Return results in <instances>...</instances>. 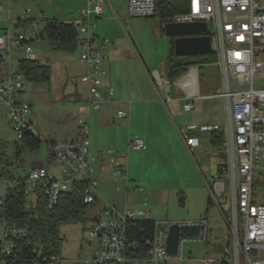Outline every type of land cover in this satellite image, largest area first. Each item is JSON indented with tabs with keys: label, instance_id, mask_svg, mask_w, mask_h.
<instances>
[{
	"label": "built area",
	"instance_id": "obj_1",
	"mask_svg": "<svg viewBox=\"0 0 264 264\" xmlns=\"http://www.w3.org/2000/svg\"><path fill=\"white\" fill-rule=\"evenodd\" d=\"M11 0H0V10L4 4L9 8ZM157 0H127V11L134 18L153 17ZM184 10L171 17V22H204L211 38V48L216 56L222 81V89L214 97L223 100L225 120L223 126L218 124L190 125L180 130V136L187 147H195L198 139L189 135L193 130L201 132L219 131L223 135L222 149L224 161L217 172L205 183L211 195L212 204L219 208L227 227V240L221 247L217 258L205 259L206 264L226 261L228 264H264V203L253 199V184L257 174L264 171V90L253 84L256 74L264 75V63L255 58L264 52V0H185ZM103 13L98 1L87 0L78 10L77 46L81 49L79 60L85 64V71L80 81L85 85L87 95L85 106L93 111H100L105 104L101 94L103 78L107 75L105 60L109 47L108 38L95 36V20ZM26 23L13 25L8 19V27L0 34V58L8 68L0 76V108L4 109V118L16 133V141L21 142L24 133L38 136L30 117V104L20 100L19 95L25 90V78L17 70L10 68L9 58L13 48L22 49L28 55L32 52L31 43L38 39L40 26L47 19L43 12L29 17V10H24ZM93 17V20H91ZM24 18V19H25ZM22 26L28 29L11 34V27ZM112 98L113 89H107ZM190 96H186L183 109L190 110ZM127 113L118 109L115 120L123 122ZM79 129L85 132L84 119L78 121ZM16 142V143H17ZM128 148L141 151L144 141L140 137L131 138ZM56 171L45 167H31L27 178L33 188H39L44 196L46 206H54L61 193L67 192L74 184H81L83 202L92 203L96 199V183L92 178L96 157L89 149L85 135L67 140L48 142L47 147ZM113 165V175L128 183L126 165L116 152L108 151ZM5 152L1 156L6 161ZM3 172V173H2ZM1 176L6 173L3 183L5 189L12 185L14 177L6 172L5 165L0 164ZM0 176V177H1ZM142 191L141 187L135 188ZM26 193L28 194L29 192ZM34 202L28 200L26 208ZM229 203V213L223 211L222 204ZM149 214L145 202L141 207L133 208L126 204L119 209L108 205L103 215L95 219L87 229L86 237L94 243L92 254L87 258L76 260L75 264H133L144 261L148 264H168L181 260L183 243L179 242L178 252L170 255L166 252V237L172 224L199 225L197 239L206 241L208 236L207 220L170 222L153 220L151 238L147 241L148 249L143 257H133L136 243L126 235L128 222L146 219ZM2 226V245L0 254L11 252V244L6 239L24 237L26 228L15 225ZM57 256L49 258L46 264H59ZM3 264V263H0Z\"/></svg>",
	"mask_w": 264,
	"mask_h": 264
},
{
	"label": "rangeland",
	"instance_id": "obj_2",
	"mask_svg": "<svg viewBox=\"0 0 264 264\" xmlns=\"http://www.w3.org/2000/svg\"><path fill=\"white\" fill-rule=\"evenodd\" d=\"M78 6V0H11L9 8L4 4L3 10H0V34L8 27V19H11L12 25L17 19H24V10H29V17L35 18L41 11L47 18L71 21L73 15L76 14V10L79 8ZM139 19L149 22L148 25H143L148 35V32L151 30L150 23L157 20V17ZM22 30L28 33V29L20 26L18 28L11 27V34L13 36L14 32ZM31 48L32 52L28 55L22 49L13 48L9 58L4 59V62L9 60L10 68L14 69L20 58L29 57L37 59L42 63H47L52 73H54L48 84L26 83L24 92L18 97L20 100L27 101L30 104V117L34 130L40 136L41 143L39 148L34 151L23 147L20 156L16 157L14 155V149L16 145L21 146V144L16 141L15 131L6 122L3 108H0V141L3 144L6 155V161H2L1 164L5 165L6 172L14 177L11 187L16 185L18 179H23L25 190L29 192L28 197L32 199L29 200L33 202L34 195L30 192L32 186L27 178L28 170L33 159L45 163L48 157V142L68 139L71 136L76 138L83 135L87 136V133L85 134V132L81 131L76 122L78 118L84 115L81 111L85 109L83 108L79 94L83 88L80 84L81 68L77 60L81 49L76 47L70 53L55 52L50 50L46 40L41 39L34 40L31 43ZM255 60L264 62V52L259 53ZM7 68L8 65L6 63L2 64L0 76ZM66 76L68 79L67 84H65ZM199 82L202 87L204 85L211 86L209 90L205 91L202 89L201 94H216L221 91L222 81L216 63L207 64L199 69ZM254 85L264 88V77L254 75ZM175 89L176 87L174 86L172 95L177 94ZM223 106L222 100L214 97L211 99L196 98L194 100V109L190 112H184L181 106L176 111L169 107L171 117L167 114L173 129L161 127L158 133V140L154 142V146L150 147L145 157L142 156L141 151L130 149L127 154L125 151L123 152L124 158L121 160L126 164L129 176L133 180L130 183L131 189L133 186H140L144 189V193H146V197L143 198L145 199L144 202L152 210V213L148 214L147 218L181 221L182 218L187 216L186 214L191 218L205 216L206 199L208 196L211 198V195L202 180L199 168L202 170L205 169L204 161L206 164L210 163L212 171L215 170L216 165H213L214 161H211L209 154L206 158L202 157L209 150V146L205 142L206 139H203L205 135H201L202 138H200V144L201 147L203 146V149L200 148L199 153H194V151L187 152L185 150L186 156L179 146L181 139L172 121L181 127L192 123L199 126L201 123L215 119L223 126L225 120V108ZM180 121L189 123H180ZM87 123L88 137H92L91 139L95 141L96 137H99V134L98 132L96 133L95 127L90 119H88ZM104 136L107 147L100 149L101 154L98 153L100 158L109 159L107 151L115 150L117 155L121 156L120 150L113 145L117 144L118 140H123V131L117 129V127H113L106 131ZM224 160V155L219 159L215 157V161L223 162ZM6 176L7 174L4 173L0 177V196L5 192L3 180ZM197 177H199L202 183L203 190L196 185ZM116 180L120 182V178ZM114 186L121 188V190L123 188L122 184H115ZM263 193L264 172L257 174L254 178V197L259 200ZM138 198L137 194L131 193L132 202ZM222 208L226 214L229 213L228 202L222 204ZM207 217L210 218L207 227L213 231L220 232L223 240L226 241V223L216 204H212L208 209ZM89 224V220H86L85 222L64 223L60 226L58 256L64 258L61 264H69L70 260H73L72 258L80 253L81 246L89 242V239L86 237ZM1 237L2 226H0V239ZM212 244L211 247H214ZM206 246V242L202 240H186L183 244V255L186 257L188 251H190L193 259L202 258L206 256ZM218 247V252H220L222 246L219 245ZM218 252H214L213 257L217 258ZM218 262L215 261L212 264H218ZM133 264L148 263L135 261Z\"/></svg>",
	"mask_w": 264,
	"mask_h": 264
},
{
	"label": "crops",
	"instance_id": "obj_3",
	"mask_svg": "<svg viewBox=\"0 0 264 264\" xmlns=\"http://www.w3.org/2000/svg\"><path fill=\"white\" fill-rule=\"evenodd\" d=\"M87 0H78L79 8L76 10V14L73 15L71 21L75 23L78 21V10L86 3ZM90 1H98L103 8V13L100 18L95 20L96 29L95 36L100 38H108L109 39V47L107 52V59L105 60V67L107 69V75L103 78V83L101 87V94L105 99L104 107L100 111H93L88 109L85 106V98L87 95V90L85 85L81 82V86L83 87L80 91V98L83 103L82 115L80 118L76 120L77 124L79 119H84L86 129L85 134L87 133V139L89 141V149L93 155H95V168L92 174V178L96 183V202L95 205L87 212V219L90 224L97 219L100 215H103L104 208L108 205L115 206L116 208L121 209L124 204L129 207L139 208L144 202L146 197V193H144V189L142 191H137L135 188L138 186H133L131 189V178L128 173V168L126 170L128 183L124 184L122 179L120 178V182L116 179L117 177L113 175V165L111 162V157L109 159H101L99 154L100 149L107 147L105 139L106 131L112 129L113 127H117L123 131V140H118V143L113 145L116 146L118 150H120L121 156L120 159H123V152L126 154L129 152L128 142L131 138L140 137L144 141V148L141 150L142 156L145 157L151 146H154V142L158 140V133L160 132L161 127L172 128L169 117L171 108L176 111V109L180 106L184 112H190L194 109V100L196 98H214L215 94H201V90H209L211 86L204 85L201 86L199 82V69L207 64H203L200 67L198 66H190L187 70L179 77L174 79L173 81H169L167 76V58L171 49V36L166 35L164 32V25L166 23L171 22L170 20H166L161 23L159 17L157 20L150 23L151 30L146 34V30L143 27L144 24H149V22L134 18L129 16L127 11V0H90ZM93 20V17H91ZM208 31V30H207ZM176 37L174 36V39ZM78 47V46H76ZM79 48V47H78ZM74 51V50H73ZM213 53V52H212ZM175 54V53H174ZM211 54V53H210ZM208 55V54H204ZM176 56V55H175ZM190 56H198V55H190ZM177 57H185V56H177ZM80 66V75H82L86 69L85 64L77 59ZM258 62V61H257ZM264 63V62H262ZM3 64V63H2ZM1 64V65H2ZM191 70L195 72V75H191L194 79L195 85L188 84L186 85V90L179 85V80L184 76L191 73ZM220 73V72H219ZM54 73L51 70V78ZM256 76L260 77L264 75L256 74ZM81 77V76H80ZM67 84V76L65 77ZM51 81V79H50ZM191 81V80H190ZM254 84V78H253ZM176 87V95H172L173 87ZM257 89L264 88L258 87L254 85ZM112 88L114 95L112 98H109L107 95V89ZM189 95L190 99L188 101L191 102L192 108L190 110L183 109V104L186 100V96ZM222 100L219 97H215ZM222 104H224L222 100ZM170 107V108H169ZM225 108V106H223ZM165 108V109H164ZM118 109H122L127 113V118L123 122H117L115 120V113ZM167 112H166V111ZM169 111V112H168ZM168 113V114H167ZM225 116V109H224ZM88 119L92 121V124L95 127L96 133L98 132L99 137H96V140L93 141L88 137ZM32 120V119H31ZM186 122V121H185ZM180 121V123H185ZM33 123V122H32ZM173 125L177 131L178 136L181 139V143L179 142V146L184 151V154L187 156L185 150L187 152L194 151V153H199L201 147L200 138L201 135L203 139H206L205 142L209 146L208 152L203 155V158L209 154L211 157V161H214L213 165H216L215 170L212 171V167L210 163L204 161L205 169L199 168L201 173V177L203 182L205 183V179H209L214 176L217 172L218 166L222 163L220 161H215V157L223 156L222 145H218L212 140L211 133L213 132H201L199 130H193L189 133L190 136L198 139V144L195 147H187L184 144L180 136V130L184 129L190 125H196L194 123L189 124L187 126H177L175 122ZM189 122H186L188 124ZM119 124V125H118ZM212 125L219 124L215 119L211 121H207L206 123H201L200 125ZM33 125V124H32ZM118 125V126H115ZM199 125V126H200ZM221 126V125H220ZM173 129V128H172ZM219 132V131H216ZM76 137L71 136L68 139H74ZM177 139V137L174 136ZM122 139V138H121ZM62 140H67L62 139ZM105 145V146H104ZM125 149V150H124ZM116 151V150H115ZM114 151V152H115ZM101 154V153H100ZM117 154V152H116ZM118 156V155H117ZM189 160V159H188ZM53 163L51 162L48 167L47 161L44 163L42 161H38L33 159V162L30 165L31 167H45L50 171H56V167L51 166ZM126 165V164H125ZM127 167V166H126ZM29 168V169H30ZM53 169V170H52ZM29 171V170H28ZM264 172V171H263ZM262 172V173H263ZM122 184L123 188L116 187L114 185ZM206 184V183H205ZM197 187L202 188V183L197 177ZM207 186V185H206ZM140 187V186H139ZM208 188V187H207ZM209 190V189H208ZM31 194L34 195L33 202L37 199V191L36 188L31 189ZM131 193L137 194L138 199H135L133 202L131 201ZM29 194V193H28ZM27 194V197H28ZM148 194V193H147ZM264 193L261 198L257 200L254 197V184H253V199L257 203H263ZM32 200L28 197V200ZM184 205V204H183ZM207 206V199H206ZM149 214L152 213V210L148 208ZM187 216L182 218L181 221H170V222H183V221H197L200 218H191ZM151 219V218H150ZM155 220V219H153ZM159 220V219H158ZM180 220V219H177ZM207 224L210 218L207 217ZM169 221V220H167ZM89 224V226H90ZM208 229V238L206 241V256L202 258L193 259L191 256V252L188 251V255L184 257L183 255V246L181 251V260L179 261H171L168 264H206L205 259L213 257V254L218 252L219 245L223 246L225 240H223L221 233L213 231L211 228ZM60 231V229H59ZM228 235V233H227ZM214 243L212 244L211 243ZM184 244V243H183ZM211 244L214 247H211ZM94 248V243L88 242L86 245H82L80 248V253L73 257V260H70L69 264H75L76 260L80 258H87L92 254ZM215 252V253H214ZM221 252V251H220ZM217 256L219 255V253ZM59 257V256H58ZM61 264L64 258H61ZM215 258V257H214ZM134 263V262H133Z\"/></svg>",
	"mask_w": 264,
	"mask_h": 264
},
{
	"label": "trees",
	"instance_id": "obj_4",
	"mask_svg": "<svg viewBox=\"0 0 264 264\" xmlns=\"http://www.w3.org/2000/svg\"><path fill=\"white\" fill-rule=\"evenodd\" d=\"M185 0H157L156 11L152 18L159 17L161 23L170 20L171 17L184 10ZM28 19H17L16 24L26 23ZM38 39L46 40L50 50L55 52L70 53L77 46V24L57 18H47L40 26ZM214 53L208 55L177 57L174 54V36H171V49L167 58V76L173 81L181 76L190 66L200 67L203 64L215 63ZM0 58V68L2 67ZM17 70L24 76L26 83H46L51 79V68L47 63L37 59L22 57L17 61ZM212 140L222 145L221 132L211 133ZM21 146L14 149V155L20 156L21 149L27 147L37 150L40 146V136L24 133ZM4 147L0 141V164ZM47 164L52 162L47 149ZM3 173V172H2ZM0 173V176L1 174ZM37 199L30 208H26L28 202L24 180L18 179L16 185L7 187L0 196V226L15 225L26 228L24 237H11L6 239L11 244V252L7 255L0 254V263L3 264H46L50 257L58 255L59 229L64 223L85 222L87 212L96 202H83L81 184H74L67 192L60 194L57 203L50 209L46 206L44 196L39 188H36ZM264 203V197H263ZM210 196L207 197V206L204 219H207V211L211 207ZM153 231V219H138L130 221L125 226L126 235L136 243L133 257H143L148 249L147 241ZM3 240L0 239V246ZM221 251V250H220ZM57 264V263H53ZM218 264H228L219 261Z\"/></svg>",
	"mask_w": 264,
	"mask_h": 264
},
{
	"label": "water",
	"instance_id": "obj_5",
	"mask_svg": "<svg viewBox=\"0 0 264 264\" xmlns=\"http://www.w3.org/2000/svg\"><path fill=\"white\" fill-rule=\"evenodd\" d=\"M166 35L175 36L174 53L176 56L204 55L213 52L211 38L204 22H169L164 25ZM200 226L172 224L167 232L166 252L175 255L181 239H197Z\"/></svg>",
	"mask_w": 264,
	"mask_h": 264
},
{
	"label": "bare ground",
	"instance_id": "obj_6",
	"mask_svg": "<svg viewBox=\"0 0 264 264\" xmlns=\"http://www.w3.org/2000/svg\"><path fill=\"white\" fill-rule=\"evenodd\" d=\"M191 75H195V72L193 70H191V73L190 74L184 76L183 78H181L179 80L180 87H182V88H184L186 90V88H185L186 85H188V84L195 85L194 79H193V77Z\"/></svg>",
	"mask_w": 264,
	"mask_h": 264
}]
</instances>
